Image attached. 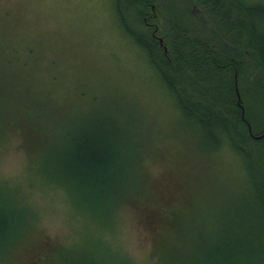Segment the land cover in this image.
Listing matches in <instances>:
<instances>
[{"label":"trees","instance_id":"1","mask_svg":"<svg viewBox=\"0 0 264 264\" xmlns=\"http://www.w3.org/2000/svg\"><path fill=\"white\" fill-rule=\"evenodd\" d=\"M177 2L115 0V5L121 26L142 50L180 118L198 135V147L219 155L231 153L238 171L248 174L256 196L255 208L236 212L231 232L224 238L218 233L209 236L208 244L189 262L264 264V138L254 137L264 133L258 130L264 126V0ZM10 46L8 62L21 63ZM12 86L0 82V143L4 131L12 128L20 131L28 152L35 153L32 161L39 151L51 150L47 160L35 165L33 161V173L43 176L46 184L56 183L76 209L104 213L112 231L119 205L138 204L136 226L152 244V256L157 255L164 232L174 228L175 233L185 216L167 214L175 199L162 194L154 199L148 187L147 194L135 189L130 178L139 168L134 152L138 145L130 139L136 134L118 104L99 98L96 89L76 90L75 99L68 101L61 97L68 96L65 87H57L52 96L28 82ZM34 89L41 99L33 97ZM113 93L106 98L121 96ZM57 94L61 101L54 99ZM88 98L91 110L86 114L78 102ZM20 201L17 191L0 185V264H133L111 248L97 257L86 253L66 258L64 248L52 243L53 236L24 233L23 226L36 212ZM230 214L216 222L226 221Z\"/></svg>","mask_w":264,"mask_h":264},{"label":"rangeland","instance_id":"2","mask_svg":"<svg viewBox=\"0 0 264 264\" xmlns=\"http://www.w3.org/2000/svg\"><path fill=\"white\" fill-rule=\"evenodd\" d=\"M168 1L179 4V0ZM118 19L115 0H0V73L4 76L0 82L7 87L28 82L52 96L57 87H65L68 96L61 97L68 101L75 99L76 90L96 89L102 100L116 102L132 122L136 139L132 135L130 141L138 145L134 152L139 168L130 180L139 194H147L148 187L154 199L162 194L176 200L167 214L185 216L175 230L178 234L174 228L164 232V243L153 257L152 244L136 226L138 204L119 205L114 231L104 213L76 209L56 183L46 184L43 176L33 173V161L35 165L47 160L51 150L39 151L32 161L35 153L28 152L17 129L5 130L0 143V185L13 188L20 202L36 212L23 226L24 233L34 238L39 236L36 231L53 236L52 243L64 248L70 260L86 253L97 257L111 248L133 264H190L189 258L208 244L209 236L218 233L224 238L231 232L236 212L255 208V192L231 153L219 155L198 147V135L180 118L171 96ZM10 44L21 63L8 62ZM109 91L121 96L109 100ZM33 97L42 96L34 89ZM61 97L57 94L54 99L61 101ZM90 99L79 101L78 109L88 114ZM7 106L15 105L7 102ZM230 211L226 221L216 222Z\"/></svg>","mask_w":264,"mask_h":264},{"label":"water","instance_id":"3","mask_svg":"<svg viewBox=\"0 0 264 264\" xmlns=\"http://www.w3.org/2000/svg\"><path fill=\"white\" fill-rule=\"evenodd\" d=\"M161 43H162V41H161ZM242 112H243V115H244V110H242ZM249 129H250V133H251V128H250V126H249ZM256 139H261V138H264V133L263 134H261V135H259V136H254Z\"/></svg>","mask_w":264,"mask_h":264}]
</instances>
